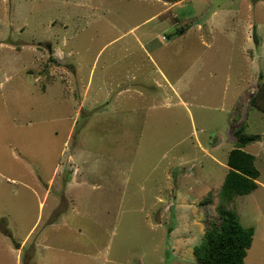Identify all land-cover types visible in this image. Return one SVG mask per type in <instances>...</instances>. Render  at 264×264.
I'll return each mask as SVG.
<instances>
[{
    "label": "rangeland",
    "instance_id": "obj_1",
    "mask_svg": "<svg viewBox=\"0 0 264 264\" xmlns=\"http://www.w3.org/2000/svg\"><path fill=\"white\" fill-rule=\"evenodd\" d=\"M162 3L0 0V264H43L59 245L87 264H196L241 126L260 137L245 150L264 185V112L250 106L263 30L245 37L264 0L220 5L186 40L211 1L185 0L177 19L156 16ZM227 37L251 53L224 58ZM123 79L135 93L120 95ZM229 209L257 232L245 264H264V189Z\"/></svg>",
    "mask_w": 264,
    "mask_h": 264
},
{
    "label": "trees",
    "instance_id": "obj_2",
    "mask_svg": "<svg viewBox=\"0 0 264 264\" xmlns=\"http://www.w3.org/2000/svg\"><path fill=\"white\" fill-rule=\"evenodd\" d=\"M252 109L264 112V76L260 75L258 90L251 99ZM241 126L235 132V147L229 152V171L219 193L216 210L221 223H214L205 233L203 240L192 250L196 264H245L248 251L252 248L255 230L244 227L231 203L238 197L250 195L258 187L260 171L255 156L245 148L259 140V135H249Z\"/></svg>",
    "mask_w": 264,
    "mask_h": 264
},
{
    "label": "crops",
    "instance_id": "obj_3",
    "mask_svg": "<svg viewBox=\"0 0 264 264\" xmlns=\"http://www.w3.org/2000/svg\"><path fill=\"white\" fill-rule=\"evenodd\" d=\"M163 1V3H162V6H163V9H161L160 10V12L156 15V16H162L163 14H165V13H171V15H175L174 17L172 16V19H177L176 18V14H174L173 13V10L176 8V7H179L180 5H182L183 4V2L185 1V0H162ZM264 6V5H263ZM251 7V6H250ZM252 8V7H251ZM252 10V9H251ZM204 15L205 14H202L200 17H198L197 18V21H199L200 19H202L203 17H204ZM258 21H259V24L258 25H255L256 23L255 22H253V21H249V23L247 24V26H246V31H245V37H246V41L248 42V43H250V42H252V30H254V34H256V36H257V41H256V43L259 45L260 43H261V41H260V38L264 41V35L263 36H261L260 37V35H258L257 34V31H258V29L260 28L261 30H263V34H264V23L262 24L260 21H262V20H260V19H258ZM206 22V21H205ZM264 22V21H263ZM175 24V23H174ZM176 26H178V25H176ZM193 27V28H192ZM192 27L187 31V33L186 34H179L180 36L179 37H186L185 38V40L187 39V34L191 31V30H197V31H200V27H198L196 24H192ZM203 27V26H202ZM234 27V26H233ZM232 27V28H233ZM182 32H184L185 33V29H184V27H182ZM175 34H178V32H176ZM228 39H232L231 37H227V39H226V41L225 42H223V48H222V54L224 55V58H226V57H228V55H229V52H230V54L232 55L233 54V52H234V50L236 49L237 51H239L241 54H243V55H245V54H249V53H251V48H249L248 46H247V43L245 44V45H243L242 44V46H240V47H236V48H233L232 47V43H233V41L231 42V41H229ZM151 42H149L148 44H150ZM151 45V44H150ZM264 45V44H263ZM206 46H207V44H206ZM264 47V46H263ZM157 49H159V50H161L163 53H161V56H165L166 54H168V53H170V55H172V53L171 52H168L167 50H169L170 48H169V46L167 47V44H162V47L161 48H157ZM207 49L209 50V48L207 47ZM146 50V49H145ZM163 50H166V51H163ZM216 50H220V47H218V49H216ZM147 51V50H146ZM160 51V52H161ZM147 52H149V51H147ZM247 52V53H246ZM249 52V53H248ZM216 57H219V55H216ZM150 59H151V61L152 62H154V64L156 65V62H155V60L152 58V57H150ZM169 59V58H168ZM225 64H226V62H225ZM157 73L158 74H160L162 77H163V83L164 84H166V86H168L169 88H170V90H175V94L177 95V85H178V82L176 83V84H173L168 78H167V76H166V74H164L163 72H162V70L158 67L157 68ZM48 75H49V73H47ZM163 75H165V76H163ZM261 75H264V74H261ZM124 81H123V83H122V81H120L118 84H117V89L116 90H118L119 91V93H120V95L121 96H124V94H130V93H135V89H132V86L131 85H129V83H126V81H129L128 79H123ZM100 84H102L103 86H104V88L105 87H109V85H107V84H105L104 82H101ZM160 86H162V84L160 83L159 84ZM258 86V85H257ZM111 87H113V86H110V88H108V91L109 92H112V90H113V88H111ZM168 92V91H167ZM110 97V95L109 94H107L106 93V98L105 99H108ZM129 99H132V98H129ZM95 103H93V105H94V107H96V106H98L97 108H99V107H101V106H104L105 104H108V103H101V105H100V100H98V101H94ZM108 107H110L109 105H107ZM104 107H106V105L104 106ZM106 110H108V108L107 109H105V111H104V113H106ZM100 114H102V112L100 111ZM99 114V115H100ZM233 121H234V118H233ZM229 138V137H228ZM230 139V138H229ZM230 142H232V144H233V146H235V141H231L230 140ZM218 146H220V144H215V145H213V149L214 150H217L216 148L218 147ZM248 147V146H247ZM246 147V148H247ZM220 147H218V149H219ZM245 148V149H246ZM79 172V171H78ZM78 174V173H77ZM82 174V173H81ZM80 174V176H82ZM54 179L53 178H51L50 180H49V182H50V184H52L54 181H53ZM51 187V186H50ZM259 187L260 188H263L264 189V185H262V184H260L259 183ZM258 187V188H259ZM75 205H76V202H75ZM62 214H63V212H62ZM61 214V215H62ZM57 220H55L54 221V223H53V225H54V227H55V225H56V222ZM256 235H257V232H256V230H255V235H254V241H255V237H256ZM254 241H253V243H254ZM253 245V244H252ZM73 247H76V248H79V246L77 245V246H73ZM47 249H46V253H45V256L43 257V264H71V263H74V264H87V262H83V260L81 259L82 258V253L81 252H79L78 250H76L75 248H72L71 250H66L65 248H63V247H61L60 245H59V247H46ZM80 249V248H79ZM67 254H69L70 255V257L67 259L66 258V255ZM93 261V260H92ZM104 262L106 263V264H121L120 262L119 263H114V262H116V261H113V260H104ZM111 262V263H110ZM36 263H39V261H36L35 262V264ZM125 262H122V264H124Z\"/></svg>",
    "mask_w": 264,
    "mask_h": 264
},
{
    "label": "water",
    "instance_id": "obj_4",
    "mask_svg": "<svg viewBox=\"0 0 264 264\" xmlns=\"http://www.w3.org/2000/svg\"><path fill=\"white\" fill-rule=\"evenodd\" d=\"M210 1H211V3H212V7H211V10H210L209 14L206 16L205 19H201V20L197 21V22L195 23L196 25L203 26L204 23H205V21H206V19H208L209 17H211V16L215 13L216 9H218V7H219L220 5H222V4H224V3H227V2H229L230 0H210ZM254 40L257 41V36H256V34H254Z\"/></svg>",
    "mask_w": 264,
    "mask_h": 264
}]
</instances>
